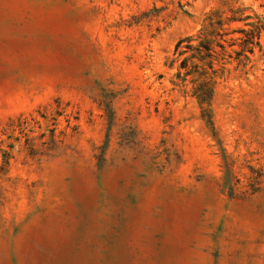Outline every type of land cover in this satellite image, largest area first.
<instances>
[{"label":"rangeland","instance_id":"374dc122","mask_svg":"<svg viewBox=\"0 0 264 264\" xmlns=\"http://www.w3.org/2000/svg\"><path fill=\"white\" fill-rule=\"evenodd\" d=\"M227 16L264 0H0V264H264V29L208 111L176 77Z\"/></svg>","mask_w":264,"mask_h":264},{"label":"trees","instance_id":"16d2710c","mask_svg":"<svg viewBox=\"0 0 264 264\" xmlns=\"http://www.w3.org/2000/svg\"><path fill=\"white\" fill-rule=\"evenodd\" d=\"M249 15L240 17L231 16L229 20H246ZM254 21L245 22L247 28H241V36L228 43L224 35L228 31H221L222 24L228 22L218 19L215 23L209 22L197 32L196 44H192L191 36L180 38L174 45V51L178 55H184L178 63L176 77L182 81L188 80L192 84L191 93L196 98L201 111H208L210 105L215 78L224 70V64L228 62V45L237 44L238 49H233L234 58H247L254 47H260V35L264 29L263 21L255 16ZM184 43V44H183ZM203 115V114H202ZM210 121V114H208Z\"/></svg>","mask_w":264,"mask_h":264}]
</instances>
